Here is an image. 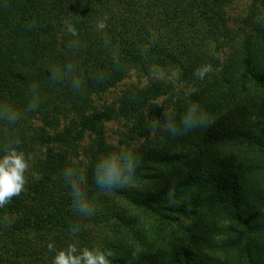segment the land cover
Listing matches in <instances>:
<instances>
[{"label": "trees", "instance_id": "16d2710c", "mask_svg": "<svg viewBox=\"0 0 264 264\" xmlns=\"http://www.w3.org/2000/svg\"><path fill=\"white\" fill-rule=\"evenodd\" d=\"M234 1L0 0V104L21 113L15 124L0 120V156L6 145L16 146L31 169L24 191L0 208V221L5 216L11 221L10 227L0 222V264H52L47 245L87 247L89 221H115L137 234L131 227L138 221L136 210L157 217L158 234L174 214L192 217L165 247H151L141 237L138 250L117 240L119 231L108 236L101 250L113 253L112 264H264V24L247 35L243 27L232 29L227 8ZM105 18L107 27L98 31L97 22ZM236 37L240 48L232 45ZM226 45L233 49L223 60ZM68 64L82 81L79 91L68 76L55 83L48 79L50 66L63 70ZM206 64L213 71L200 80L194 70ZM132 72L138 82L155 74L127 89L118 106L95 105ZM33 84L39 106L29 111ZM190 87L198 93L187 95ZM165 94L175 98L171 113L177 123L190 102L199 103L214 122L130 148L131 137L149 130L150 112L163 120L169 114L154 102ZM122 118L132 120L129 131L109 143L105 123ZM121 147L141 160L134 183L101 193L93 181L95 163ZM74 163L84 165L88 198L98 202L91 217L71 208L61 173ZM170 189L179 206L168 205ZM74 225L80 227L76 235L69 232ZM223 233L230 237L222 243L216 237ZM222 247L240 255L224 261L214 255Z\"/></svg>", "mask_w": 264, "mask_h": 264}, {"label": "clouds", "instance_id": "9594fccd", "mask_svg": "<svg viewBox=\"0 0 264 264\" xmlns=\"http://www.w3.org/2000/svg\"><path fill=\"white\" fill-rule=\"evenodd\" d=\"M67 31L76 36L77 30L71 24H66ZM107 27L106 18L99 20L96 24L98 31H102ZM48 71L51 73L48 79L57 82L64 79L65 76L70 77L71 86L74 91H79L82 81L79 77L73 75L75 68L68 64L61 70L56 66H50ZM213 71L211 64L202 65L194 70V75L203 80L207 74ZM36 84H33L29 92L32 99L28 103V110L34 111L39 106ZM199 89L190 87L187 95L191 96L198 93ZM21 119V113L15 110L7 103L0 104V120H4L9 124H15ZM210 117L197 102H190L176 122L174 114L166 115L161 127L169 133L173 138L183 136L196 129H207L213 123ZM156 125H153L155 127ZM16 145L19 141L15 142ZM141 160L134 152L125 147H121L117 151H111L100 155L95 163L93 170V181L95 188L101 193H110L114 190H124L134 183L136 169L140 166ZM29 169L28 158L25 153L19 151L16 146L6 145L3 149V155L0 156V208H4L11 203L13 198L19 196L25 189L26 177L25 173ZM62 178L70 189L71 208L83 217H91L96 214V206L90 202L88 198L89 185L87 176L84 171L72 164L63 169ZM168 205L170 207L179 206L180 200L176 199L175 190L170 189L167 194ZM5 227H10L11 221L7 216L0 221ZM80 231L79 225L69 228L72 235H76ZM48 251L54 253L52 264H112L110 257L113 256L111 251H103L100 248H78L75 243H70L66 248L57 249L53 243L47 245Z\"/></svg>", "mask_w": 264, "mask_h": 264}, {"label": "rangeland", "instance_id": "374dc122", "mask_svg": "<svg viewBox=\"0 0 264 264\" xmlns=\"http://www.w3.org/2000/svg\"><path fill=\"white\" fill-rule=\"evenodd\" d=\"M255 12V13H253ZM259 12L262 14L259 15ZM227 13L229 16V24L232 29H235L236 27H243L246 31V35L249 33H254V29L256 24L263 23L264 24V0H235L232 2L228 8ZM251 18V19H250ZM251 20L249 22L248 20ZM255 21V23H254ZM254 24V25H253ZM260 25V24H259ZM258 25V26H259ZM243 36V35H241ZM239 37H236V39L232 42V45H234V48H240V45L238 44ZM237 40V41H236ZM231 48L229 45L225 46V49L223 51V60L228 59L225 58V55L229 54L231 51ZM233 49V48H232ZM229 66L232 64V62L227 61L225 62V65ZM155 74V73H154ZM153 74V75H154ZM153 75H151L153 77ZM175 73L173 72L167 78H174L173 76ZM155 76H160V74H156ZM148 77H142L140 82L137 80V76L135 72L130 73L127 77H125L121 82H119L114 87L108 89L106 92H104L100 99L95 100V105H97L99 108L103 106V104L107 105H113L118 106L120 104V97L127 91V89H130L132 85H144L147 82L152 80ZM238 81V80H237ZM246 85L253 86L251 82H246ZM169 97V94H165L160 96L158 99L154 100V102L157 104L160 109H165L168 113H171L173 110V103L175 101V98L172 97V99H167ZM150 114L153 116L154 119H152L151 126L149 130L147 131L146 135L141 137H131L127 143H129L130 148H138L143 144V142L147 143V140H155L157 135H161L162 133H166V131L161 127L160 125L163 124L164 120L160 118L159 113H152ZM158 118V119H157ZM132 125V120H128L125 118L122 119H113L105 123V136L109 143L116 144L117 141L121 138V133L129 131L130 127ZM153 125H156L153 127ZM154 142V141H153ZM28 158V157H27ZM83 162L85 163L84 157H82ZM29 162V169L25 173L26 182L28 181V177L30 175L31 169H30V159L28 158ZM83 164L81 165V169L83 168ZM157 168L160 170L162 169L161 165H157ZM95 202V201H93ZM92 202V203H93ZM98 202L96 201L95 204ZM135 214L138 215V221L136 224L132 225V228H137L138 233L135 234L130 230L128 227L124 228L123 224H119L118 222L111 221L110 223L101 222L99 224H95L92 221L88 222L87 228L90 229L89 231V237H88V248H102L103 245H106V239H108V236L114 235L116 232L119 231V234L116 236L117 240H121L120 242H125L126 245H132L135 249H141L143 246L141 244V240L138 241L139 238L145 237L148 240L149 244H152L151 247H165V244L168 240H170L171 235H173L172 232L177 233V230H181V227L191 221V215L186 214H174L175 216H171L170 220H168V224L165 225L166 228H160L161 232L158 234L154 229H158L159 226L162 227V225L159 224V220L156 216L150 214V213H144L141 210H136ZM223 223L228 224L229 221L224 220ZM130 227V228H131ZM124 228V232L126 233L121 234L120 230ZM154 228V229H153ZM129 231H128V230ZM230 235L227 233L219 234L216 238L219 242H225L226 239H228ZM116 239V238H115ZM243 241H241L242 243ZM221 244V243H220ZM222 249V250H221ZM230 249L220 248L218 252H216V257L223 259L224 261L226 258L229 257H235L237 255H240L239 252L235 250V253L233 254V251L231 252ZM239 259L246 260L245 257L242 255L239 257Z\"/></svg>", "mask_w": 264, "mask_h": 264}]
</instances>
